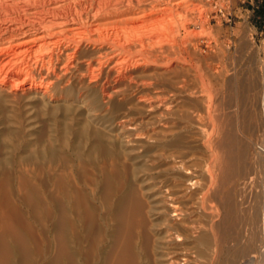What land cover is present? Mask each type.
Here are the masks:
<instances>
[{
    "label": "bare ground",
    "instance_id": "obj_1",
    "mask_svg": "<svg viewBox=\"0 0 264 264\" xmlns=\"http://www.w3.org/2000/svg\"><path fill=\"white\" fill-rule=\"evenodd\" d=\"M177 5L0 0V264H231L245 204L252 253L264 106L189 73Z\"/></svg>",
    "mask_w": 264,
    "mask_h": 264
},
{
    "label": "rangeland",
    "instance_id": "obj_2",
    "mask_svg": "<svg viewBox=\"0 0 264 264\" xmlns=\"http://www.w3.org/2000/svg\"><path fill=\"white\" fill-rule=\"evenodd\" d=\"M177 2L178 12L180 14H182V12L183 14L184 12L185 14L187 13L186 17L188 18V21L190 23L189 28L192 29V35L194 36H192V38L190 36L191 45L189 47L191 66H193L194 70L191 67L189 73L194 74L199 71L198 73L202 75L203 80L208 81V66H211L214 71H221L224 82L226 84L230 83L231 85H235V83H237L241 85H254L252 100L255 104L256 102L259 103L256 104L257 108H259L260 105L264 106V98H262L261 92V86L264 84V7H261L260 0H177ZM200 30H202V32ZM193 44L195 45L193 46ZM198 50L200 55H198L199 53H197ZM182 54H185V52H183ZM204 56L206 57V59ZM202 57L204 58V61L200 60ZM195 65L198 66L199 70ZM191 78V82L193 81V83L196 84L199 83V80L197 78H194L192 76ZM260 102H262L263 104H261ZM181 105L182 102L181 100H179L177 104V106H179L178 108H180ZM261 133V138L259 135L258 141L264 142V140H262L264 132L262 134ZM260 152L261 155L259 154L260 157H258L259 160L257 162L255 160L243 161L246 166L248 165L247 167H245V170L249 171V174L253 172V175L251 174L253 179L249 177L253 182L249 178L248 181H251L249 184L252 183L250 185L252 196L258 192V203L260 200L261 190L264 189V157H261L264 156L263 148L260 149ZM260 158H262L263 160H261ZM255 166L257 168H255ZM247 168L249 170H247ZM246 173L245 175H247L248 177L249 174L248 172ZM240 209L241 212L239 210L237 212H239L238 215L241 216L242 219H240L241 217L239 218L238 216V220H240V223L242 220V223H237L239 225L236 226H239L240 228L236 227V230L240 229L241 231L239 230L238 233L235 234V232H237L235 230V232L232 233L233 236L235 234L236 238L235 236L234 238L237 239V242L233 239L232 236H230V239L232 237L231 241L233 240L230 243L232 244L233 242H235V245L233 244V246L231 245L230 247V244H228L230 239H228L224 242L223 247L225 250H223V252L232 253L231 255H229L232 259H230L231 262L229 261L231 264H238V262L239 264H247V262L248 264H255V262L256 264H264V244L262 243L264 239L262 241L260 240L264 238V225L262 224L263 222L261 223V221H256L255 223V226L258 227L257 223L259 222V227L257 230L254 226L255 235L260 236L256 237L254 235L257 238L256 242L258 244L256 243L252 246V249H255L258 247L257 245L261 244L259 246L260 250L257 248L260 254H258L259 252H257V249H253L252 251L253 255L257 254L255 256V259H257L258 261L254 259L252 253H249L251 251L250 249L248 253H246V251L240 252L241 254L245 253V256L246 254H251L247 255L245 259L243 257V254L242 256L241 254H237L239 253L240 247L244 245L242 241L243 237H241V234L244 231V227H241L240 225H246L244 223L248 210L247 204L242 205ZM258 214H260V212H258ZM260 218L261 216L257 217V220H259ZM260 223L262 224V226ZM260 226L262 229L260 228ZM240 238H242V240ZM228 246L230 247L229 249ZM235 247H237V249ZM254 251L257 253H255ZM234 252H236L235 254L241 256L242 258L238 259L239 257H236V255L233 254ZM231 256L234 257V259L236 258V263ZM249 257L250 259L253 257V259L248 261ZM196 262L199 264L200 260H197Z\"/></svg>",
    "mask_w": 264,
    "mask_h": 264
},
{
    "label": "trees",
    "instance_id": "obj_3",
    "mask_svg": "<svg viewBox=\"0 0 264 264\" xmlns=\"http://www.w3.org/2000/svg\"><path fill=\"white\" fill-rule=\"evenodd\" d=\"M260 5H261L262 8L264 7V0H260Z\"/></svg>",
    "mask_w": 264,
    "mask_h": 264
}]
</instances>
